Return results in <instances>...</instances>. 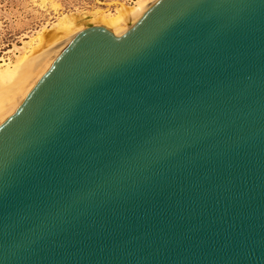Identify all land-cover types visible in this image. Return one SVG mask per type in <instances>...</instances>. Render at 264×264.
<instances>
[{
  "label": "water",
  "instance_id": "water-1",
  "mask_svg": "<svg viewBox=\"0 0 264 264\" xmlns=\"http://www.w3.org/2000/svg\"><path fill=\"white\" fill-rule=\"evenodd\" d=\"M0 264H264V0L67 44L0 123Z\"/></svg>",
  "mask_w": 264,
  "mask_h": 264
},
{
  "label": "rangeland",
  "instance_id": "rangeland-1",
  "mask_svg": "<svg viewBox=\"0 0 264 264\" xmlns=\"http://www.w3.org/2000/svg\"><path fill=\"white\" fill-rule=\"evenodd\" d=\"M132 1L0 0V63L4 60L15 62L18 57H24L26 54H41L48 44L63 33L61 21L63 23L64 20H70L83 29L93 25L105 26L92 20L95 13L115 12L120 3L131 4ZM50 3H54L53 6ZM38 33H41L43 42L37 39ZM7 87H0V92L4 93Z\"/></svg>",
  "mask_w": 264,
  "mask_h": 264
},
{
  "label": "bare ground",
  "instance_id": "bare-ground-1",
  "mask_svg": "<svg viewBox=\"0 0 264 264\" xmlns=\"http://www.w3.org/2000/svg\"><path fill=\"white\" fill-rule=\"evenodd\" d=\"M156 1L133 0L131 4L120 3L119 9L115 12L95 13L96 15L93 16L92 20L104 24L114 34L120 35L128 30ZM53 4L51 5L53 6ZM64 21L63 23L59 21L61 26L63 25V33L48 44L41 54L37 56L26 54L24 57H18L15 62L4 60L0 63V87L8 86L4 93H2L3 91L0 92V123L16 110L29 90L49 68L63 48L83 30L82 27L74 25L70 20ZM41 36V33L36 35L40 41H42Z\"/></svg>",
  "mask_w": 264,
  "mask_h": 264
}]
</instances>
